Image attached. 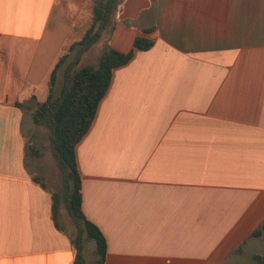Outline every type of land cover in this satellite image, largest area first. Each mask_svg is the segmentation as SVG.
<instances>
[{
  "label": "crops",
  "instance_id": "1",
  "mask_svg": "<svg viewBox=\"0 0 264 264\" xmlns=\"http://www.w3.org/2000/svg\"><path fill=\"white\" fill-rule=\"evenodd\" d=\"M93 2L0 0V264L74 262L51 194L32 178L26 133ZM139 35L154 44L114 69L76 150L105 264H254L261 252L249 247L264 240V0H122L112 35L81 61L94 47L95 61L107 47L129 52Z\"/></svg>",
  "mask_w": 264,
  "mask_h": 264
},
{
  "label": "trees",
  "instance_id": "2",
  "mask_svg": "<svg viewBox=\"0 0 264 264\" xmlns=\"http://www.w3.org/2000/svg\"><path fill=\"white\" fill-rule=\"evenodd\" d=\"M121 2L122 0H94L89 27L79 41L71 44L68 53L60 57L50 74L47 98L32 111L33 123L48 131L50 151L58 168V188L53 189L42 176L32 174V178L51 194L52 218L55 226L70 237L74 249L73 264H86V238L95 242L97 264H105L107 254L104 233L83 211L82 176L77 161V145L93 124L99 104L110 86L114 69L128 63L135 49L148 50L154 44L153 39L139 35L129 52L107 47L95 64L82 63L84 53L105 34L111 36L114 32L116 14ZM71 52H74V56L68 61ZM64 64L62 84L57 91L58 71ZM16 105L24 106L21 102ZM26 148L27 156L31 150L39 154L32 144L27 143ZM62 209H65L73 225L71 231L62 222ZM259 234V230L254 232V235ZM253 259L254 264H264V251L254 254Z\"/></svg>",
  "mask_w": 264,
  "mask_h": 264
},
{
  "label": "rangeland",
  "instance_id": "3",
  "mask_svg": "<svg viewBox=\"0 0 264 264\" xmlns=\"http://www.w3.org/2000/svg\"><path fill=\"white\" fill-rule=\"evenodd\" d=\"M98 46V45H97ZM100 46V45H99ZM98 50V47H94L91 54L87 57L83 58V63H93L95 64L94 53ZM74 56L72 53L71 58ZM95 58V59H94ZM60 84V83H59ZM32 105H34V101H31ZM26 141L30 145L32 144L39 154H35L29 148V156L28 160L30 164V169L32 173L35 175L42 176L53 189L58 188L59 177H58V168L56 163L52 157L50 147H49V138L48 131L46 128L42 126L36 125L32 128V130L27 131L26 133ZM62 222L66 225V227L71 231L73 229V225L68 217L65 209H62ZM95 250V242L92 239H85L84 245V255L86 258V264H97L96 263V255L94 253ZM249 252H263L264 251V240H259L251 244L249 247Z\"/></svg>",
  "mask_w": 264,
  "mask_h": 264
}]
</instances>
